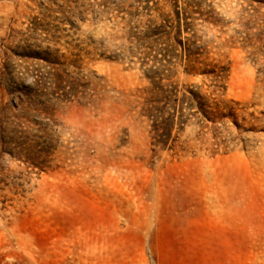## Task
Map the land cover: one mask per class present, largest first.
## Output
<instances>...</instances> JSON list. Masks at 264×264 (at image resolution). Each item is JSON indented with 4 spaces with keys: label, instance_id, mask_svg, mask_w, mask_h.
Listing matches in <instances>:
<instances>
[{
    "label": "rangeland",
    "instance_id": "374dc122",
    "mask_svg": "<svg viewBox=\"0 0 264 264\" xmlns=\"http://www.w3.org/2000/svg\"><path fill=\"white\" fill-rule=\"evenodd\" d=\"M0 264H264V5L0 0Z\"/></svg>",
    "mask_w": 264,
    "mask_h": 264
},
{
    "label": "trees",
    "instance_id": "16d2710c",
    "mask_svg": "<svg viewBox=\"0 0 264 264\" xmlns=\"http://www.w3.org/2000/svg\"><path fill=\"white\" fill-rule=\"evenodd\" d=\"M253 2H256L257 4L264 5V0H251Z\"/></svg>",
    "mask_w": 264,
    "mask_h": 264
}]
</instances>
